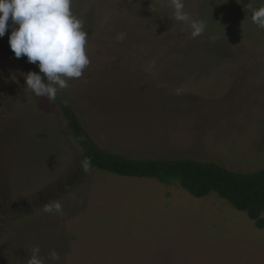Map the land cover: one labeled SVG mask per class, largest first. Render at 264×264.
<instances>
[{"label":"rangeland","instance_id":"374dc122","mask_svg":"<svg viewBox=\"0 0 264 264\" xmlns=\"http://www.w3.org/2000/svg\"><path fill=\"white\" fill-rule=\"evenodd\" d=\"M183 2L206 25L196 38L170 0H72L91 63L55 101L26 88L41 73L15 58L11 29L0 38V264H27L37 245L45 264L52 250L55 264H264V229L216 193L85 171L66 116L128 158L264 169V29L251 21L264 0ZM56 201L62 215L44 211Z\"/></svg>","mask_w":264,"mask_h":264},{"label":"clouds","instance_id":"9594fccd","mask_svg":"<svg viewBox=\"0 0 264 264\" xmlns=\"http://www.w3.org/2000/svg\"><path fill=\"white\" fill-rule=\"evenodd\" d=\"M71 4L72 0H0V38L11 29L9 46L15 58L27 57V62L43 74L27 73L26 88L49 101H55L58 93L69 87L70 79L81 78L91 63L86 52L88 32L73 14ZM170 6L174 19L187 24L193 38L204 33L205 23L190 17L183 0H170ZM246 7L251 8V3ZM251 21L264 29V6L252 9ZM125 38L126 33H119L116 40L122 42ZM83 167L88 171L90 160L86 159ZM44 211L62 215L63 206L56 201L45 205ZM40 252L38 245L33 246L27 264H45ZM48 256L53 264L60 260L55 250Z\"/></svg>","mask_w":264,"mask_h":264},{"label":"trees","instance_id":"16d2710c","mask_svg":"<svg viewBox=\"0 0 264 264\" xmlns=\"http://www.w3.org/2000/svg\"><path fill=\"white\" fill-rule=\"evenodd\" d=\"M66 116L75 140L82 149V164L86 159L91 162L89 170L105 171L122 177L152 178L164 185L178 182L196 198L216 193L238 211L245 212L259 229H264V169L240 173L217 163L195 160L128 158L92 144Z\"/></svg>","mask_w":264,"mask_h":264},{"label":"crops","instance_id":"0c3cea01","mask_svg":"<svg viewBox=\"0 0 264 264\" xmlns=\"http://www.w3.org/2000/svg\"><path fill=\"white\" fill-rule=\"evenodd\" d=\"M240 146H242V145L240 144Z\"/></svg>","mask_w":264,"mask_h":264}]
</instances>
